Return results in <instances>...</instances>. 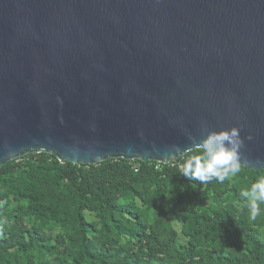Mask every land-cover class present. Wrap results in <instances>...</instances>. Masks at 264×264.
I'll list each match as a JSON object with an SVG mask.
<instances>
[{
    "label": "water",
    "instance_id": "water-1",
    "mask_svg": "<svg viewBox=\"0 0 264 264\" xmlns=\"http://www.w3.org/2000/svg\"><path fill=\"white\" fill-rule=\"evenodd\" d=\"M202 125L264 169V0H0V167L175 162Z\"/></svg>",
    "mask_w": 264,
    "mask_h": 264
},
{
    "label": "trees",
    "instance_id": "trees-1",
    "mask_svg": "<svg viewBox=\"0 0 264 264\" xmlns=\"http://www.w3.org/2000/svg\"><path fill=\"white\" fill-rule=\"evenodd\" d=\"M194 151L169 163L8 161L0 264H264V204L253 220L240 195L264 169L201 184L180 174Z\"/></svg>",
    "mask_w": 264,
    "mask_h": 264
},
{
    "label": "clouds",
    "instance_id": "clouds-1",
    "mask_svg": "<svg viewBox=\"0 0 264 264\" xmlns=\"http://www.w3.org/2000/svg\"><path fill=\"white\" fill-rule=\"evenodd\" d=\"M189 139L195 146V151L183 162L181 175L204 184L213 180L224 183L229 177L240 174L244 140L239 127L209 131L206 125H202V138L197 141L196 137L190 136ZM174 150L177 153L182 152L179 146ZM240 195L251 211V219L254 220L259 215L260 205L264 204V175L258 176Z\"/></svg>",
    "mask_w": 264,
    "mask_h": 264
},
{
    "label": "rangeland",
    "instance_id": "rangeland-1",
    "mask_svg": "<svg viewBox=\"0 0 264 264\" xmlns=\"http://www.w3.org/2000/svg\"><path fill=\"white\" fill-rule=\"evenodd\" d=\"M164 229H165V231H164V232L166 233V232H167V227H166V228H164Z\"/></svg>",
    "mask_w": 264,
    "mask_h": 264
}]
</instances>
